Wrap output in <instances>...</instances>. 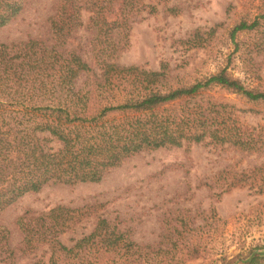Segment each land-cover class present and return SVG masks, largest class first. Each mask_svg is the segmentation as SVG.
<instances>
[{"label": "trees", "instance_id": "trees-1", "mask_svg": "<svg viewBox=\"0 0 264 264\" xmlns=\"http://www.w3.org/2000/svg\"><path fill=\"white\" fill-rule=\"evenodd\" d=\"M28 1L0 0V30L23 13ZM53 1L44 38L0 43V213L47 184L98 183L111 169L146 151L207 139L242 151H264V135H252L228 120L230 106L206 96L218 87L264 102L263 91L247 89L226 68L203 81L174 86L166 63L150 71L114 61L127 45L131 25L170 0ZM166 11L179 12L173 7ZM257 25V19L239 22L231 39ZM81 30L91 37L74 44ZM227 174L233 176L228 189L263 176V185L256 188L264 195V167ZM95 211L94 206H56L37 216L25 211L17 219L21 251L46 246L51 264H145L148 248L130 241L118 245L122 234L104 219L70 248L58 240ZM253 252L244 256L245 264H264V256ZM190 254L200 256L195 248ZM15 259L9 232L0 225V260L12 264Z\"/></svg>", "mask_w": 264, "mask_h": 264}, {"label": "rangeland", "instance_id": "rangeland-1", "mask_svg": "<svg viewBox=\"0 0 264 264\" xmlns=\"http://www.w3.org/2000/svg\"><path fill=\"white\" fill-rule=\"evenodd\" d=\"M172 7L179 10L176 15L166 11ZM54 10L53 0H29L23 13L0 30V43L44 38L46 20ZM262 14L263 0H170L159 5L156 14L131 25L127 45L114 61L150 71H159L166 63L174 86L203 81L226 68L247 89L264 92ZM256 19L253 30L231 39L235 25ZM90 37L78 31L74 44L87 43ZM206 96L230 106L233 115L228 114V120L263 137L264 102H251L218 87ZM259 167H264L263 149L242 151L211 139L146 151L111 169L98 183L47 184L37 193L25 194L0 213V225L9 232L16 255L12 264H51L46 246L21 251L23 233L17 219L27 210L37 216L56 206L96 207L58 237L68 248L104 219L122 234L118 245L130 241L148 248L145 264H245L250 250L264 256V195L256 188L263 185V176L228 189L233 176L227 173ZM194 248L200 253L196 259L190 254Z\"/></svg>", "mask_w": 264, "mask_h": 264}]
</instances>
